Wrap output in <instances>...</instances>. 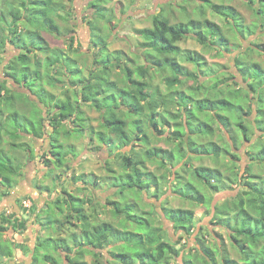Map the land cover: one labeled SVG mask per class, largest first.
<instances>
[{"label":"trees","instance_id":"obj_1","mask_svg":"<svg viewBox=\"0 0 264 264\" xmlns=\"http://www.w3.org/2000/svg\"><path fill=\"white\" fill-rule=\"evenodd\" d=\"M107 1L110 0H91L90 8L94 9L93 16L98 15L100 18L108 20L105 14L107 8L104 6ZM205 1L201 7L208 6L226 22L230 17H233L234 26L243 27V17L233 6L217 4L212 0ZM246 2L255 11L259 28L256 30L251 28L249 30L242 29L245 33L248 31L250 35L258 33V31L263 33L264 20L261 19H264V0H246ZM203 10L202 17L205 16ZM69 14V12H66L63 0H0V51L5 53L8 46H11L19 52L6 65H3L0 57V68L6 76L5 80L1 81L2 78H0V188L2 187L9 192L16 182L15 179L21 175L23 165L15 153L24 152L29 158L34 155V152L29 148V144L22 141L23 139L35 142L42 140L49 134L52 141L48 153L49 159L46 162H55L62 167L66 161L65 159L71 154L64 151L65 145L60 141V138H72L73 130L80 131V134L82 133L84 137L86 130H88L87 121H91L90 118L84 115L81 107V105H86L100 114L99 127H89L90 134L94 136H90L91 140L94 141L95 136L98 135V141L107 147L106 151L111 153L108 151V148H110L114 152H119L118 157L123 162L122 180L118 177L112 178L111 183L113 189L117 188L114 196L120 194V200L108 202L107 204L108 208L110 205L112 206L113 216L119 219V223L115 225L105 220L92 221L95 215L94 213L88 215L85 212V204L91 203L89 208L96 212L100 202L96 203L93 199L87 202L84 198L67 194V197H62L59 201L63 202L66 208L69 209L68 213L65 220L57 222L58 229H64L67 232L65 231V234L59 233L58 236H53L52 233L48 232L47 236L38 237L37 245L30 254V256L32 255L30 264H39L41 260L45 264H67V262L68 264H85L84 257L86 255H91L96 259V264H148L150 260H153L151 264H171L172 257L179 255L180 250L176 247L181 244L182 239L179 238L174 243L170 235L168 238L166 237L167 231L162 226H157L154 223L153 218L157 216H155L154 209L143 211L140 205L138 207L135 204L137 211L142 214L140 218L134 219L137 215L130 217L131 212H125L124 214L121 197L127 188L135 189L136 194L151 192L154 189V197L160 199L164 194L163 184L168 182V184L171 183L170 187L173 186L175 194L183 195L198 204H204V197L201 193L193 195L194 192H197V186L190 185L188 191H184L182 189L184 178L176 177L178 173L174 172L170 166V163L174 162L179 165L190 153L194 157L198 153L193 148L196 143H191L193 135L184 138L186 134L181 131L182 128L186 127L187 119H181L179 114L169 109L175 104L169 97L176 100L179 98V101L186 103L185 108L189 112L192 111L191 103L204 102L202 99H195L192 96L186 97L183 94L184 92L177 89V85L181 86L184 79L199 80L204 78L197 73V69L196 72H193L180 62V58L185 56L187 61L197 68L198 60L196 57H202L198 52L182 50L179 43L184 37L194 34L198 37L199 43L207 47L210 44L208 41L210 39L218 40L220 38L222 43H227L228 39L223 35L220 23L213 22L205 17L203 20L191 19L185 23L172 24L164 13H162L163 18L158 14L153 17L152 27L136 30L137 35L142 39L140 43L141 53L145 57L146 63L138 65L134 60L130 62L134 68L129 67L128 63L125 65L123 53L119 51L110 53L108 42L102 41L103 37H99L97 34V38L99 37V41L102 43L101 45L100 43L96 44L94 39L92 40L94 47H98V51L93 54L95 67L90 69V75L86 77L84 76L85 69L78 63V55L74 58L67 54L64 49L53 47L46 39L47 33L53 34L54 37L56 34H61L57 20L68 22L67 15L69 16ZM241 32L240 30L239 36L246 38L247 36ZM73 44L74 37H71L69 44L71 48H73ZM261 54L264 55V51ZM39 55H42V57H39ZM122 61H124L123 64ZM172 64L175 66L173 68L174 76L170 77L168 72ZM256 64L261 67L260 64ZM117 67L123 72L127 85L121 86L120 82L110 79V72ZM236 69L243 80L240 70L237 67ZM242 72L246 75L243 81L248 84L251 91V93L246 92L248 100L246 97L245 99L253 103L252 105L262 102L264 84L262 85L260 81L254 79L251 75L248 76L243 70ZM157 75L163 77L167 83L165 94L158 86L152 84L154 77ZM61 77L65 81L60 80ZM93 81L96 82L94 88ZM10 82L13 87L14 84L16 85L14 91H10L7 87V83ZM39 82L45 87H43L40 96H37L33 93V89L36 88V84ZM256 86L259 88L258 90ZM79 87L80 91L78 90ZM18 89H25L28 94ZM55 90H61V93L57 95ZM115 90H122L123 95L118 97V101L114 102V106L109 105L107 97ZM197 90L201 91L199 85ZM243 90L244 88L240 87L238 92L242 93ZM206 102L212 104L215 101L208 100ZM225 103L228 102L225 101ZM160 108H163L165 112L161 111ZM251 112L252 108L250 107L246 111V115L249 116ZM170 118L174 119L172 123L169 122ZM212 118H218L223 123L231 125L228 117L219 113H213ZM246 120L249 122L248 125L245 124L246 122L238 124V131L243 134L242 141L238 138L237 129L233 124L235 140L229 136L231 140L230 142L227 141L230 145L229 150H226L227 155H231L235 160H238L239 157L231 152L233 148L231 143L237 148V142L241 144L244 141L249 142L252 140L250 136L254 132L261 131L258 125L261 126L262 123L258 124L257 118L254 120L246 118ZM171 124L178 127V130L172 133L174 138L168 139H172V142L173 140L176 141L177 144L173 148H149L150 141H148L144 126H152L148 129L159 130V133L162 134L165 127H170ZM218 124L220 125L219 122ZM210 127L213 132L212 126ZM132 132L135 133L134 137L131 134ZM261 132L264 139V130ZM5 136L10 138H5ZM6 145L12 146L10 150L13 148L12 152L14 153L9 152L5 148ZM136 146H140V150H136ZM186 146L188 150H185ZM125 147H131V151H120ZM214 147V152H219V156L222 151L224 152L223 146L214 143ZM256 150L259 153H264V144ZM141 154L145 155L144 158L140 156ZM148 162L159 163V166L165 169L166 172L158 177L149 171ZM189 162L188 160L184 162V167L188 166ZM263 162L261 160L259 164L262 165ZM215 170L217 169L201 167L194 174L197 175L198 179L205 181L211 189L218 192L222 189L219 186L222 183L221 177L215 178V184L208 178V173ZM231 170L234 174V168H231ZM168 175L170 178H168ZM171 175L174 177L173 180ZM125 177L136 178L138 182L129 184L128 187L126 183H123ZM238 177L236 175L234 180L241 187H243L241 182L244 179L249 181L248 190L242 189L240 191L234 200L233 206L230 207L233 208L231 211L225 209L227 205L222 206L221 210L218 207L219 205L215 206L213 222L217 223L223 220L227 226L229 236L238 246L237 248L245 252V257L242 262H237L225 255L222 257L220 264H264V191L259 190L256 184L258 180L262 181L264 179L254 176L250 180L247 171L244 176L239 177L240 181ZM87 183L97 184V181L93 180ZM3 195H0V201ZM68 203L71 207L68 206ZM260 205L261 207H259ZM61 211H63V208L59 207V212ZM158 215L173 223L176 230H184L188 235L193 233L196 217L193 210L170 208L166 203L163 204ZM221 215L226 217H221ZM0 216L3 217L2 221L15 232L23 234L26 231L27 224L23 218L4 213ZM241 218H243V221H241ZM233 219L234 222L232 223ZM122 225L124 231H121ZM120 226L122 227L120 228ZM129 226H133V230ZM253 226L257 232L251 233L254 230L251 228ZM74 228H80L79 232ZM3 229H5L4 226H0L1 237L4 232ZM19 247H21V244H16L11 239L6 242L0 239V257L13 258L16 248ZM119 248L125 250L119 251ZM136 248H138L139 254L135 252ZM254 248L261 250L256 253ZM201 253L200 259L204 264H219L211 248H207ZM187 264L196 263L188 261Z\"/></svg>","mask_w":264,"mask_h":264},{"label":"rangeland","instance_id":"obj_2","mask_svg":"<svg viewBox=\"0 0 264 264\" xmlns=\"http://www.w3.org/2000/svg\"><path fill=\"white\" fill-rule=\"evenodd\" d=\"M212 1L217 4L233 6L243 17V27L234 26L235 21L233 17H230L228 22H226L223 21L218 13L213 12L208 6L201 7L204 5V2H206L205 0H110L104 4L108 9H105L108 20H104L98 15L93 16L94 9L90 8L91 0H63L66 6V12L70 13L69 16L67 15L68 22L57 20L61 29L60 35L56 34L54 37L52 36L53 34H46V39L53 47L64 49L67 54L74 58L77 57V55L79 56L77 58L78 63L85 69L84 76L87 77L90 75V69L95 67L93 63V54L98 51V47H94L92 40L94 39L96 44L100 43L101 45L102 42L99 41L100 36L103 37L102 41L108 42L110 53L114 51L123 53L122 56L124 57L125 63L122 61V64L124 63L126 65V63H128L127 65L129 67L134 68L132 63H130L131 61L136 60L138 65L146 63V59L141 53L142 47L140 43L142 39L139 38L136 30L152 27L153 17L158 14L163 18L164 15H162V13H164L172 24L185 23L191 19L203 20L205 17L213 22L220 23L222 26L223 35L228 39L227 43H222L220 38H218V40L210 39L208 40L210 44L207 47L199 43L198 37L194 34L187 35L179 43L182 50L195 51L202 55L200 58L196 57L198 60L197 68H195L192 63L188 62L185 56L180 58V62L193 72H196L197 69V73L204 78L199 80L184 79L181 86L177 85V89L180 92H184L183 94L186 97L192 96L195 99H202L204 102L200 103L201 101H196L195 103H191L190 107L192 111L189 112V110L185 108L186 103L184 104V102L179 101V98L177 101L175 98L168 96L172 102H175L169 109L179 114L181 119H187L186 127L182 128L181 131H184L183 133L186 134L184 138L193 135L191 143H196L193 148L196 153H198L196 157H194L192 153L188 155L186 159L190 162L186 167H184L186 159L180 162L179 165L177 162H174L175 164L170 163V166L174 172L178 173L176 177L181 179L184 178L182 187L184 191L187 192L190 185L197 186V192H194L193 195L195 193H201L202 197H204V204H198L190 201L183 195L175 194L173 186L170 187L171 183L168 184V182L163 184L164 194H162L160 199L159 197H154V189L151 192L136 194L137 191H135V189L132 190L131 188H127L124 195L121 197V201L123 200L124 214L125 212H131L130 217L137 215L134 219L140 218L142 214L137 211L135 204H137L138 207L140 205L143 211H151L154 209L155 216L157 215L153 218L154 223L157 226H162L163 229L167 231L166 237L168 238L170 235L174 243L177 242L179 238L182 239L181 244L176 247L180 250L179 255L172 257L171 264H187L188 261L195 262L196 264H204L200 259V254L207 248L212 249L214 252L213 255L217 258L219 264L222 257L225 255L237 262H242L245 257V252L237 248L238 246L231 236H229L227 226L223 220L217 223L213 222L215 218V214L213 213L214 207L219 205L218 207L221 210L222 206L227 205L225 209L231 211L233 208L230 207L233 206L234 200L240 191H242V189L248 190L249 181L244 179L241 182L243 187H241L234 180L236 179V175L239 177L244 176L247 171L250 180H252L254 176L264 179V162L262 165L259 164L261 160L264 161V153H259V151L256 150L264 144L261 132L264 130V96L262 97V102L256 105H252L253 103L247 101L248 97L246 96V92L248 91L251 93V91L248 84H245L243 81L246 75L242 72L243 70L248 76L251 75V77L260 81L262 85L264 84V55L261 54L264 51V32L258 31V33L252 35H250L248 31L245 33L244 30H249L250 28L256 30L259 28V23H257L258 17L253 8L247 4L246 0ZM202 10L205 13L204 17H202L201 14ZM117 16L120 19V24L116 23ZM240 30L247 36L246 38L239 36ZM109 33H111V35H109ZM97 34L99 36L98 38ZM71 37H74L73 48L69 45ZM133 38H135L134 43ZM18 53L19 52L14 50L11 46H8L5 53L4 51H0L3 65H6L10 60L14 59ZM39 57H42V55H39ZM256 63L260 64L262 68ZM236 67L240 70L243 80ZM173 68H175V66L172 64L168 72L170 77H172V75L174 76ZM0 69V78H2V81L6 79V76L2 68ZM169 75L167 74V76ZM232 76L234 78H231ZM110 79L120 82L121 86L127 85V83H125L126 78L118 67L110 72ZM60 80L65 81L62 77ZM93 84L94 88L96 82L93 81ZM152 84L158 86L160 90L163 91V94L166 93L167 83L163 77L158 75L155 76ZM198 85L201 91L197 90ZM7 87L10 91L16 89V85L14 84L13 87L11 82L7 83ZM43 87L45 86L42 85L41 82L37 83L36 88L33 89V93L40 96L41 91L44 89ZM240 87L244 88L242 93L238 92ZM256 89L258 90L259 88L256 86ZM18 90L28 94V91L25 89ZM78 90L80 91V87ZM55 93L59 95L61 90H55ZM120 95H123L122 90L113 91L112 94L107 97L109 105L114 106V102L118 101ZM208 100L215 102L212 104L209 102L207 103L206 101ZM225 101L228 103H225ZM250 107L252 108V114L250 113V115L247 116L246 111H248ZM160 109L161 111L163 110V108ZM82 110L84 115L91 119V121H87L88 130H86L84 135V137L87 136L88 138L87 144L84 143L83 134H80L78 130H73L72 138H60V141L65 145L64 151L67 153L70 152L71 154L65 159L66 161L62 167L55 162H46L49 159L48 153L50 152V143L52 141L49 134L42 140H37L35 142L25 139L22 140L26 141V144H29L30 150L34 152V155L30 158L24 154V152L15 153L17 155L16 157L23 165V168L21 170V175L15 179L16 182L9 192L2 187L0 188V195L4 194L0 201V215L3 213L12 215L14 212L19 214L21 218L26 220L27 229L23 234L17 233L11 229V227H8V225L2 221L3 217L0 216V226H4L5 228L3 229L4 232L2 237L0 236V239L5 242L11 239V241H14L16 244H21V247L16 248L13 258L8 259L0 257V264H30L32 261V255L30 256V254L37 245L38 237L47 236L48 232L52 233L53 236H58L59 233L65 234L67 232V230L64 229H58L59 225L57 223L65 220V216L68 213L69 209L66 208L63 202L59 201L60 198L67 197V194H73L84 198L87 202H90L91 199L96 203L100 202L96 212H93L89 208L91 203L85 204V212H87L88 215L91 213L95 215L92 221L105 220L115 225L119 223V219L113 216L112 206L110 205L108 208L107 204L108 202L120 200V194L114 196L117 188L113 189V184L111 185V183L116 177L122 180L123 162L122 159L118 157L119 152H114L110 150V148H108V151L111 153L106 151L107 147L98 141V135L97 137L95 136L94 141L90 138L92 135L90 134L91 130L89 127H99L100 114L86 105H83ZM163 112H165V110H163ZM213 113H219L228 117L231 125L223 123L218 118L213 119ZM246 118L248 120L257 118V123H262L261 126L258 125L261 131L257 130L254 132L250 136L252 140L249 142L244 141L241 144L236 141L238 149L231 143L233 146L231 152H234L238 155L237 157H239L238 160H235L231 155H227L226 150H229L230 147L227 141L230 142L231 140L229 136L233 137L235 140L232 124L237 129L238 138L242 141L243 134L238 131V124L240 122L249 124ZM173 120L174 119L170 118L169 122L172 123ZM210 126L213 128V132L210 130ZM148 128H152V126H144L148 135V141H150L148 145L149 148H173L177 144L176 141L173 140L172 142V139L168 138H174L172 133L178 130V127L172 126V124L170 127L166 126L162 134L159 133V130L155 131ZM131 134L134 137L135 133L132 132ZM5 138L10 137L5 136ZM214 143L223 146L224 152L222 151L220 156L219 152H214ZM80 145H83L82 152L80 151ZM88 145L92 146L89 147ZM10 147L12 146H5L9 152L14 153L12 152L13 148L10 150ZM135 149L140 150V146H136ZM185 150H188L187 146ZM120 151L130 152L131 147H125ZM140 156L144 158L145 155L141 154ZM147 165L149 171L153 172L158 177L166 172L165 169L159 166V163L148 162ZM201 167L217 169L208 173V178L215 184V178L221 177L222 183L219 184L220 188H222L220 189L221 191H214L205 181L197 178L194 172ZM231 168H234V174H232L233 170H231ZM69 173L71 175H69ZM171 177L173 180L174 177L172 175ZM168 178H170L169 175ZM93 180H96L97 184L87 183ZM137 182L138 180H136V178L125 177L123 183H126L128 186L129 184ZM217 182H219V180H217ZM256 184L259 190L264 191V180H258ZM181 191L180 189V192ZM28 194H31V196H27ZM16 199L17 202L15 203ZM166 203L170 208L190 209L195 212V228L191 235L186 234L184 230H176L173 223L158 215V212L160 213L162 210L163 204ZM68 206L71 207L70 203H68ZM59 207H62L63 211L59 212ZM259 207H261V205ZM221 217L226 216L221 215ZM241 221H243V218H241ZM233 222L234 219L232 220V223ZM122 226H120V228ZM129 228L133 230V226H129ZM251 228L254 229L255 227L253 226ZM79 229L80 228H74L77 232H79ZM121 231H124V226ZM254 232H257V230L254 229L251 233ZM199 235L200 237H198ZM261 244L262 242L260 245ZM118 250L124 251L125 249L119 248ZM259 250L261 249L254 248V252L256 253H259ZM135 252L138 253V248L135 249ZM63 257H65V255H63ZM84 261L86 262L85 264H96V259L91 255H86ZM151 263H153V260L148 261V264ZM39 264L45 263L41 260Z\"/></svg>","mask_w":264,"mask_h":264},{"label":"clouds","instance_id":"obj_3","mask_svg":"<svg viewBox=\"0 0 264 264\" xmlns=\"http://www.w3.org/2000/svg\"><path fill=\"white\" fill-rule=\"evenodd\" d=\"M116 23L117 24H120V19H119V17L117 16V19H116ZM109 35H111V33H109ZM119 35V34H118ZM135 42V38H133V43ZM81 107H83V105H81ZM84 143L85 144H87V140H88V138H87V136H85L84 138ZM98 143V142H97ZM89 147H91L92 145H88ZM80 151L82 152L83 151V145H80ZM185 162H187V159H186V161ZM69 175H71L70 173H69Z\"/></svg>","mask_w":264,"mask_h":264},{"label":"flooded vegetation","instance_id":"obj_4","mask_svg":"<svg viewBox=\"0 0 264 264\" xmlns=\"http://www.w3.org/2000/svg\"><path fill=\"white\" fill-rule=\"evenodd\" d=\"M27 196H31V194H28ZM14 215H16V217H18V218H21L20 216H19V214H17V213H13ZM18 233V232H17Z\"/></svg>","mask_w":264,"mask_h":264},{"label":"crops","instance_id":"obj_5","mask_svg":"<svg viewBox=\"0 0 264 264\" xmlns=\"http://www.w3.org/2000/svg\"><path fill=\"white\" fill-rule=\"evenodd\" d=\"M17 202V199H16V201H15V203Z\"/></svg>","mask_w":264,"mask_h":264}]
</instances>
